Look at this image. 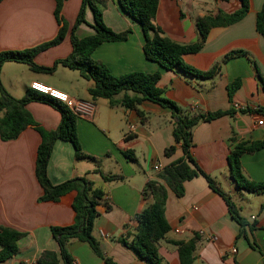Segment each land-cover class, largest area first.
Listing matches in <instances>:
<instances>
[{"label":"crops","instance_id":"crops-1","mask_svg":"<svg viewBox=\"0 0 264 264\" xmlns=\"http://www.w3.org/2000/svg\"><path fill=\"white\" fill-rule=\"evenodd\" d=\"M248 15L234 25L211 30L202 49L184 55V63L194 69L210 71L223 62L227 53L242 51L222 63L220 74L211 81L182 71L164 70L147 60L145 34L141 25L126 15L117 0H109L103 13L105 24L116 32L131 29L127 40L107 42L93 53V59L105 64L113 74L159 72L158 85L166 98L180 106L184 113L231 111L210 122H202L193 131L191 154L203 169L235 203L248 223L247 236L232 218L224 199L212 190L203 176L184 183L185 193L167 192L165 217L170 232L160 241L161 264H180L178 246L171 241H188L196 234L201 238L193 264H264V192L249 193L237 186L231 177L228 156L236 144L264 139V37L256 29V19L264 0H250ZM238 0L209 3L204 0H159L153 20L163 35L172 42L192 45L200 39L198 17L212 14L218 8L233 13ZM82 0H66L61 15L68 24L64 40L35 56L38 66L50 67L72 52L71 34ZM55 0H2L0 2V53L40 46L59 32L54 15ZM87 23L76 31L79 39L93 35V11L85 13ZM1 80L10 95L23 98L32 82L38 81L67 93L75 100L92 101L94 111L76 122L82 150L90 158L78 160L71 141L57 140L47 167L54 185L77 177H87L103 189L105 198L98 207L93 236L100 242L106 257L116 264H150L137 258L134 251L119 242L138 227L136 216L152 202L144 191L158 173L183 157L181 144L170 156L165 149L176 144L171 111L158 103L144 101L136 110L110 106L107 100H93L89 93L92 81L78 71L57 66L55 72H34L24 63L6 62ZM240 82L230 97L227 85ZM27 109L35 122L46 130H56L61 113L51 105L29 102ZM247 110V111H246ZM260 110L262 112H257ZM41 135L27 127L12 141L0 136V225L23 232L19 252L0 264H38L43 252L57 253L60 246L52 235V227L74 223L73 195L59 202H41L43 193L35 175L37 149ZM126 153L128 155H126ZM128 156H131L128 157ZM244 175L249 180L264 182V148L241 157ZM159 165L161 170H156ZM121 176L107 181L104 176ZM224 183L229 187L225 189ZM230 192V193H229ZM253 226V228H251ZM2 246L0 245V251ZM236 249V253L233 252ZM68 251L74 264H107L87 242L73 239Z\"/></svg>","mask_w":264,"mask_h":264},{"label":"trees","instance_id":"trees-1","mask_svg":"<svg viewBox=\"0 0 264 264\" xmlns=\"http://www.w3.org/2000/svg\"><path fill=\"white\" fill-rule=\"evenodd\" d=\"M2 0H0L1 2ZM55 19L60 26L59 32L52 40L37 46L20 51H3L0 53V136L8 142L17 139L27 127H33L41 135V143L37 149L35 175L43 191L41 202H59L68 194L73 195L72 207L74 223L67 226L52 227V235L60 246V259L63 264H74V260L68 251L71 240L87 242L92 250L107 264H116L112 258L106 257L101 249L100 242L93 236L95 221L99 216L98 207L105 198L103 189L96 187L87 177H77L61 184L54 185L47 173L53 144L57 140L71 141L78 160L90 158L84 153L78 139L76 122L80 117L74 109L64 103L53 99L51 96L31 90H27L25 96L16 99L8 93L4 87L1 75L2 67L6 62L24 63L30 66L34 72H55L57 66L74 69L83 78L92 81L89 93L93 100H107L112 107H123L127 110H136L139 116L144 117L138 105L144 101L158 103L163 108L171 111L173 120V136L175 143L165 149V154L170 156L181 144L183 157L158 173L157 179L150 180L145 188L144 195L152 199L149 206L136 216L138 227L133 233H128L119 238V242L134 251L137 258L150 264H161L162 257L159 254V243L170 232V225L165 217L167 192L170 190L176 196L182 197L185 193L184 183L195 177L203 176L210 188L220 195L232 215V218L240 225V235L247 236L246 228L249 226L245 218L240 214L235 203L230 199L218 183L204 173L195 158L191 154L193 143V131L202 122H210L225 114L231 115V111H217L212 113H184V110L176 102L166 98L165 91L158 85L161 80L159 72L153 74L132 72L126 75H115L102 62L94 60V51L103 43L123 42L127 40L131 29L124 32H116L108 27L103 19V13L108 7L109 0H82L81 10L76 17L72 28L71 43L72 52L69 56L57 60L50 67L38 66L34 59L40 52L51 46L59 45L68 32V24L61 15L66 0H55ZM216 3L229 0H214ZM240 7L235 12H225L218 8L214 13L198 17L196 26L200 39L192 45H181L170 41L163 35L160 27L153 22L158 13L159 0H117L122 11L131 19L138 22L145 34L144 52L147 60L158 63L167 71H182L185 74L197 76L207 81L214 80L221 72L222 63L242 51L229 52L223 62L215 65L210 71H201L187 66L183 61L184 55L198 53L204 46L212 29L232 26L244 19L251 8L250 0H238ZM90 8L93 11L95 29L93 35L79 39L76 31L82 24H86L85 13ZM256 29L264 37V3L256 19ZM240 82L236 81L227 85L230 97L239 88ZM40 102L51 105L62 115L56 130H46L35 122V119L27 109V104ZM247 111V110H246ZM257 112H262L257 110ZM263 113V112H262ZM264 148V139L252 143L240 142L235 145L228 156L231 168V177L238 187L249 193L264 192V182L247 179L244 175L241 157L243 154H252ZM126 155H128L126 153ZM131 158V156H128ZM107 181L122 180L121 176H104ZM253 228V226H251ZM24 233L0 225V263L12 259L18 252V242ZM201 236L196 234L188 241H171L178 246L180 264H193L196 259L195 251ZM38 264H60L55 252H43L37 260Z\"/></svg>","mask_w":264,"mask_h":264},{"label":"built area","instance_id":"built-area-1","mask_svg":"<svg viewBox=\"0 0 264 264\" xmlns=\"http://www.w3.org/2000/svg\"><path fill=\"white\" fill-rule=\"evenodd\" d=\"M30 89L49 95L53 99H56L57 101H60L67 105L69 108L74 109L75 113H77L80 117H89L92 115L94 111V103L92 101L87 100H75L71 96H69L67 93L62 92L60 90L54 89L51 86H48L46 84H43L41 82L35 81L32 82L30 85ZM259 125H264V119L258 120ZM156 170H161V167L159 165L155 166ZM236 249H233V252L236 253Z\"/></svg>","mask_w":264,"mask_h":264},{"label":"rangeland","instance_id":"rangeland-1","mask_svg":"<svg viewBox=\"0 0 264 264\" xmlns=\"http://www.w3.org/2000/svg\"><path fill=\"white\" fill-rule=\"evenodd\" d=\"M204 1H207L209 3H213V0H204ZM224 186H225V189H229V187L224 183ZM243 190V189H242ZM230 193V192H229Z\"/></svg>","mask_w":264,"mask_h":264}]
</instances>
